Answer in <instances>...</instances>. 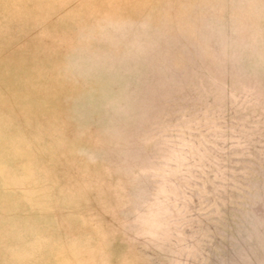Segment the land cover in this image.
<instances>
[{
	"label": "rangeland",
	"instance_id": "374dc122",
	"mask_svg": "<svg viewBox=\"0 0 264 264\" xmlns=\"http://www.w3.org/2000/svg\"><path fill=\"white\" fill-rule=\"evenodd\" d=\"M0 264H264V0H0Z\"/></svg>",
	"mask_w": 264,
	"mask_h": 264
}]
</instances>
